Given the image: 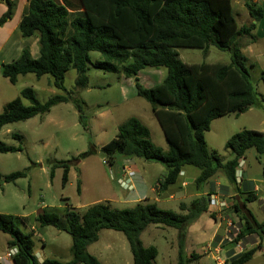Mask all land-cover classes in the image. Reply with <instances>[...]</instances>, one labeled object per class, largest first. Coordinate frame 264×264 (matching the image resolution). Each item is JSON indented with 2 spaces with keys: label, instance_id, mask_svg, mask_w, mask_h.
Segmentation results:
<instances>
[{
  "label": "trees",
  "instance_id": "obj_1",
  "mask_svg": "<svg viewBox=\"0 0 264 264\" xmlns=\"http://www.w3.org/2000/svg\"><path fill=\"white\" fill-rule=\"evenodd\" d=\"M7 10L0 18V27L12 18L14 3L1 0ZM232 0H29L28 13L19 23L22 38L37 35L39 58L34 60L24 49L14 62L4 64L1 76L11 85L17 78L28 74L40 79L52 77V85L61 92L44 103L34 97L32 88H24L19 97L7 102L0 113V131L6 125L43 117L59 104L72 101L80 113L78 120L87 130L80 102L73 98L77 89L88 86V64L106 74H121L134 79L136 96L151 106L166 141L167 151L154 146L149 130L137 119L129 118L117 128L112 141L99 149L106 166L111 169L119 158L143 159L161 164L166 174L158 183L157 193L164 192L175 184L181 168L192 166L199 172L195 180L197 188L208 182L219 171L226 178L228 187L236 186L235 168L246 153L254 150L259 159L264 154V133L241 130L225 144L232 158L221 162L215 153H209L204 134L213 120L228 114L239 115L258 105L251 84L245 57L241 53V39L247 38L250 45L256 41L252 31L262 18V10L245 3L249 24L239 26L231 10ZM211 46L227 52L230 63L185 64L178 57L179 49H200ZM98 53L99 59L92 62L89 53ZM165 69L162 81L155 87L146 88L139 83L137 75L144 69ZM74 70V92L64 87L67 71ZM264 82V70L260 74ZM23 100L28 105L23 104ZM13 140L22 137L14 134ZM21 148L9 147L0 142V153H17ZM98 150L91 146L67 162H54L61 168L63 186L68 182L72 162L94 156ZM25 176L24 172L0 175V186L11 184ZM52 176V174H51ZM264 180V169H262ZM2 183V184H1ZM80 182L76 192L80 193ZM236 188V187H235ZM248 194L245 203L254 202ZM209 198L199 196L189 204H180V213L163 210L154 203L139 202L130 208H116L109 202H99L79 212L68 206L63 220L54 214L41 212L35 222L43 227L65 232L71 239L72 259L58 262L45 259L38 263L33 252L32 235L20 232L11 216L0 214V232L8 240L6 248L16 249L12 264H100L88 253V247L98 240L104 230L124 235L132 264H153L158 256L155 247H144L140 241L142 232L151 225L170 227L178 232L176 264H191L199 256L187 255L184 241L186 229L200 215L207 212ZM240 211L239 206H235ZM241 230L234 239L238 242L246 235H256L264 241V219L257 222L246 211L240 216ZM215 244V242H214ZM258 245L240 252L224 264H246L251 261Z\"/></svg>",
  "mask_w": 264,
  "mask_h": 264
},
{
  "label": "rangeland",
  "instance_id": "obj_2",
  "mask_svg": "<svg viewBox=\"0 0 264 264\" xmlns=\"http://www.w3.org/2000/svg\"><path fill=\"white\" fill-rule=\"evenodd\" d=\"M251 1L232 0L231 2V10L239 26L246 25L251 21L244 5L247 2L248 5H252ZM252 6L260 8L259 5ZM263 20L257 23L258 27L261 26L260 29L258 30V27H256L253 33V36L257 37L258 40L256 39L253 46L241 50L250 73L249 76L257 96L258 105L240 115L228 114L213 120L210 124V130L204 134L208 152L215 153L223 163L232 158L230 151L225 148V144L233 135L243 129L264 133V82L260 79V74L264 70V25H261L264 24ZM36 37L38 38V36ZM240 43L245 47V44H249V41L247 38H243ZM177 54L182 63L189 65L214 63L228 65L230 63L229 54L219 51L213 46L206 51L179 49ZM89 58L94 62L99 59V54L89 53ZM166 72L165 69L147 68L139 73L140 77L152 73L160 78L164 77ZM86 75L88 78L87 88L77 89L72 96L82 106L87 130L80 124L78 120L80 113L74 103L70 101L53 106L50 112L43 117L8 124L0 131V142L9 147L19 146L21 148V151L17 153H0V175L5 176L15 172L25 173L24 177L14 183H1L0 214L11 216L14 226L20 232L31 234L33 232L30 229L35 230L32 234L35 252L41 253L46 257L45 259H53V261L62 263L72 259L70 252L71 239L67 233L58 231L54 227L41 228L35 222V218L42 211L54 214V216L63 220V212L67 205L81 209L82 206L102 201V203L111 202L110 204L116 208L126 209L132 206L112 202L113 196L122 198L125 191L115 181L114 175L113 181L108 178L109 172H107V167L99 153L101 146L114 138L113 125L122 124L129 118L141 119L142 123L150 129L151 143L160 149L162 148V151L167 150L164 135L151 114L150 104L136 96L133 78L127 80V84H123L125 78L121 74H106L92 67L91 64H88ZM18 78L16 85H11L0 75V98L12 101L19 97L24 88H32L34 97L39 103H44L55 94H62L49 83L52 81V77L49 75H45L40 79H36L32 74ZM75 78L76 72L74 70L66 72L64 87L68 92H74ZM156 82L154 79L152 81L154 85H150L149 82L139 81L142 86L147 88L156 86ZM23 104L28 105L25 100H23ZM14 134L20 135L22 140H13L12 136ZM91 146H94L98 153L78 164L72 162L69 166L68 182L63 186V170L55 167V163L72 160L73 157L87 152ZM119 160L122 163L123 158H119ZM244 163L242 168L244 177L260 182L262 169H264V155L258 159L255 151L250 150L245 155ZM133 164L136 169H140V172V164H146L143 170L147 182L162 181L161 174L164 170L161 164L147 163L143 159L137 158L133 159ZM76 166L79 167V170L75 169ZM217 175H220L227 182L220 171ZM78 181H81L82 184L80 185L79 195L76 192ZM262 189L264 191V187ZM233 190L231 189V192ZM219 193L225 196L224 190H220ZM147 194L149 198L152 197L149 192ZM247 196L244 198L247 199ZM221 199H223L222 196ZM228 202H231L230 206L228 204V208H231L230 212H226L225 216H222L223 220L220 221L224 225L214 228L213 221L207 217L208 214L201 216L200 225L205 226L206 229L210 228L207 233L208 238L199 239L193 233L190 234L188 240L186 235L184 241L185 252L187 255L194 252L199 256L191 264H216L217 260L227 263L238 253L256 248L258 245L261 248L255 252L251 261L246 264H264V241H260L261 239L258 236L246 235L244 239L234 242L235 237L241 230V217L234 215L235 206L239 205L240 202L237 198H232ZM246 206L255 215L256 220H261L263 215L258 202L247 203ZM157 207L180 213L178 203L160 204ZM215 215L216 213H212L210 217H215ZM21 216L27 217V228L23 226ZM139 238L144 246H152L157 249L158 257L153 264H176L178 248V232L176 230L151 225L142 232ZM7 239L8 237L0 232V253L7 251ZM214 241H216L215 244ZM202 246L204 248L200 249ZM87 251L95 256L100 264H132L133 260L124 235L112 230L100 232L98 240L91 244Z\"/></svg>",
  "mask_w": 264,
  "mask_h": 264
},
{
  "label": "crops",
  "instance_id": "obj_3",
  "mask_svg": "<svg viewBox=\"0 0 264 264\" xmlns=\"http://www.w3.org/2000/svg\"><path fill=\"white\" fill-rule=\"evenodd\" d=\"M10 1H12L14 3V11H13L12 18L9 19L8 21H6L0 27V75H1L2 66L4 64H7V63L11 64L15 60H17L19 58L22 50H24V49H26L29 52L30 56L32 58H34V60L39 58V52H38L39 39L36 37L37 35L36 36L33 35L29 38H22V36L19 32V23L23 19V17L25 15H27V13H28V1L29 0H10ZM251 2H252L251 3L252 5H259L260 6V9L262 10L261 20H263L264 19V0H252ZM244 5H245V3H244ZM6 10H7L6 4L4 3V1L0 0V18L6 12ZM262 22H264V20ZM261 25H264V24L262 23ZM256 27H258V26L256 25ZM256 27L252 31V34L255 32ZM260 27H258V30L260 29ZM263 33H264V30H263ZM255 38L257 39V37H255ZM253 44L246 45L245 47H242V48H249L250 46H253ZM241 53H242V51H241ZM137 78L139 81L142 80V82H144V83H145V81L149 82L148 84H150V85H154V84H152V81H154V79L157 81L156 85H158L163 79V77L159 78L156 74H152V73L147 74L145 77H140V73H138ZM127 80H129V79L125 78L123 84H127V82H128ZM49 83L52 84V81ZM8 101L10 102L11 100L0 98V113L2 111L3 106ZM151 114H152L153 118H155L154 114L152 113V110H151ZM234 115H236V114H234ZM137 120L149 130L150 139H151L150 129L144 123H142L141 119H137ZM119 125L120 124H118V125L114 124L113 125L114 131H115L114 138L117 134V128ZM112 140H110V141H112ZM105 145H102V146H105ZM133 159L123 158L122 163L121 162L118 163V165H116L114 167L115 169L112 167L113 170H112V168L109 169L105 164V166L107 167V172H109L108 178H110L111 181L114 180V178H112L113 180L111 179V176L113 177V175H114L115 181H117V179L122 175L121 168L123 165H125L126 167H128L130 170H132L135 173V176L132 179L133 189H131L130 191H127V192L124 190L125 192H124L122 198H118V197L113 196L112 202L125 204V205L129 204V205H132L131 207H133L135 204H137L139 202H144V201H147L149 203H154V204H156V206H158L160 204L164 205L167 203H172V204L178 203V209H179L180 204H186L187 205L193 199L198 198L199 196H205L208 198L210 196H213L215 198V200H217L220 203H224L226 206L224 208H220L217 205H210L209 204L207 212L203 213L202 215L208 214L207 217L213 221L214 228H216L218 226L224 225L223 222H220V221L223 220L222 216H225L224 214H226V212H230L231 208H228V204L230 206L231 202H228V201L232 200V198H235V199L237 198V200L240 202V204L238 205L240 211L234 210L235 211L234 215L236 214V216L240 217L242 215L241 213H243V211H244V213H246V211H248L253 215V218L255 219V217H254L255 215L248 209V207L246 206L247 203H245V201H244L245 200L244 197H246V195L251 193L255 196L256 200L254 202L259 203V206H260L259 208H260L261 213L263 215L261 220H256V219L255 220L257 222H261L264 219V191L262 189L264 187L263 178L261 179L260 182H258V180L254 181V180H249V179L245 178L244 174H243L241 183L236 184V186H235L236 188L233 187L234 190L231 192V189L228 187V183L224 179H222L220 177V175L218 176L216 174L208 182H206L205 184H202L199 188H197V186L195 184V180L199 176V172L197 171L196 168H193L192 166H186V167L181 168V171L179 173V176H178L175 184H171L164 192L157 193L156 192L157 186L161 180H157V182H155V183L147 182V177L145 175V171L143 170L145 167L144 165H146V164H140V166H141V172H140V169L135 168V165L133 164ZM244 160H245V157H244V159H242V161L244 162ZM146 162L148 163V161H146ZM243 167H244V165H243ZM75 169L79 170V167L76 166ZM163 170L164 171L161 174L162 180L166 174V171L164 168H163ZM69 171H70V169H69ZM142 171H143V173H142ZM242 172H244V171L242 170ZM68 175H69V172H68ZM215 177H217V179H215ZM80 184H81V181H80ZM220 190H224L225 196L220 195V193H219ZM260 190H261V192H260ZM80 191H81V189H80ZM147 192H149V194L152 195L151 198H149V195L147 194ZM260 194H262V195L260 196ZM221 196L223 197V199H221ZM100 202H102V201H100ZM109 203H111V202H109ZM236 203H237V201H236ZM251 203H253V202H251ZM91 205H93V204H91ZM68 206L69 205H67L66 207H68ZM89 206L90 205L82 206L81 209L78 207H74V208H76L79 212H82V210H84L85 208H87ZM212 213H216L215 217H210V215ZM202 215H200L197 219H195L191 224H189L187 226L186 235H187L188 240L190 238V234H193V233L199 239L200 238L202 239L203 237L208 238L207 233H208L210 228L206 229L205 226L200 225V223H199ZM231 215H233V214H231ZM20 219H21L23 226L25 228H27V225H26L27 217L21 216ZM167 228H170V227H167ZM30 231L33 233L35 232V230H33L32 228L30 229ZM33 233H31V235ZM32 237H33V235H32ZM186 242H187V240H186ZM214 242H216V241H214ZM144 247H148V246H144ZM172 248H174V247H172ZM203 248H204V246L200 247V249H203ZM7 252H8V249H7V251H2L0 253V264H12L11 258H8V256H7ZM33 252H34V255L36 256L38 263H42L45 260V258H46L45 256H43L39 252L38 253L35 252L34 246H33ZM176 257H177V254H176Z\"/></svg>",
  "mask_w": 264,
  "mask_h": 264
},
{
  "label": "built area",
  "instance_id": "obj_4",
  "mask_svg": "<svg viewBox=\"0 0 264 264\" xmlns=\"http://www.w3.org/2000/svg\"><path fill=\"white\" fill-rule=\"evenodd\" d=\"M244 162L242 160L239 161L237 168H235V180H236V184H240L242 181V176H243V172H242V168H243ZM121 173L122 175L117 179V183L120 185V187L125 190V191H130L131 189H133V185H132V179L135 176V173L130 170L128 167H126L125 165L122 166L121 168ZM113 177L111 176V179ZM113 180V179H112ZM209 204L210 205H217L220 208H224L226 205L224 203H220L217 200H215V198L213 196H210L209 198ZM239 231V230H237ZM17 250L16 249H10L8 250L7 256L8 258L13 257L16 254ZM225 261H218L216 262V264H224Z\"/></svg>",
  "mask_w": 264,
  "mask_h": 264
}]
</instances>
